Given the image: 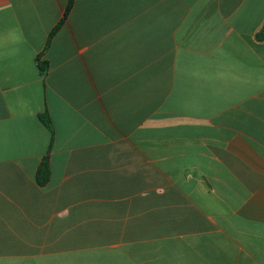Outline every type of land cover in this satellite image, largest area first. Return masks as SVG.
<instances>
[{"label": "crops", "instance_id": "crops-1", "mask_svg": "<svg viewBox=\"0 0 264 264\" xmlns=\"http://www.w3.org/2000/svg\"><path fill=\"white\" fill-rule=\"evenodd\" d=\"M67 3L0 0V264H264V0H74L51 36Z\"/></svg>", "mask_w": 264, "mask_h": 264}, {"label": "trees", "instance_id": "trees-1", "mask_svg": "<svg viewBox=\"0 0 264 264\" xmlns=\"http://www.w3.org/2000/svg\"><path fill=\"white\" fill-rule=\"evenodd\" d=\"M74 0H68L66 9L64 13V17L61 20L60 24H58V26L52 31L51 36L53 35V33L55 31L58 30L59 26L61 24H63V22L65 21V19L67 18V15L69 14L68 12H70L72 6H73ZM38 68L40 70V72L42 74H45L47 72L48 69V65L46 61H42L38 63ZM39 117V121L50 131V142L53 141V130H52V124L50 121V118L48 117L47 114H42ZM37 182L40 185H44L48 182L49 180V176H50V167H49V159H48V155L46 157L43 158L39 168H37Z\"/></svg>", "mask_w": 264, "mask_h": 264}]
</instances>
